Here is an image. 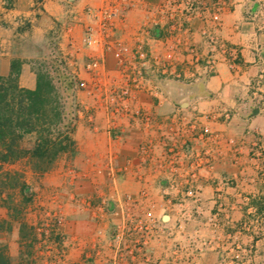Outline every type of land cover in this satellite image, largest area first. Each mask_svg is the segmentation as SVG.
<instances>
[{
	"label": "crops",
	"instance_id": "1",
	"mask_svg": "<svg viewBox=\"0 0 264 264\" xmlns=\"http://www.w3.org/2000/svg\"><path fill=\"white\" fill-rule=\"evenodd\" d=\"M166 1L0 0V76L20 61L21 86L35 90L36 62H43L59 33L60 55L76 75L109 85L94 91V99L84 97L98 127L82 120L75 133L80 178L69 186L79 199L67 194L65 232L77 244L62 264H88L92 254L95 260L103 255V264H245L247 250L252 264L264 257V230L242 228L251 218L264 222L255 206L264 197L259 164L248 157L264 140V103L256 101L264 91L255 88L264 78V12L252 0H235L223 9H200L189 35L169 34L173 9H161ZM100 9L115 12L113 39L129 47L126 67L107 48L102 20L94 16ZM89 27L94 46L87 45ZM93 59L102 62L99 74L87 68ZM212 59L218 64L208 76ZM126 83L131 95L121 102L116 91ZM127 196L140 202L124 204L128 212L115 217L113 207ZM87 201L107 207V214L90 212ZM139 221L159 224L145 251L133 246L135 227L124 226L134 263L126 246L122 262L115 247L88 245L112 234V223Z\"/></svg>",
	"mask_w": 264,
	"mask_h": 264
},
{
	"label": "rangeland",
	"instance_id": "2",
	"mask_svg": "<svg viewBox=\"0 0 264 264\" xmlns=\"http://www.w3.org/2000/svg\"><path fill=\"white\" fill-rule=\"evenodd\" d=\"M235 0H222L223 5L216 6L217 0H203L204 7L212 9H223L230 3H234ZM261 11L264 12V0H252ZM211 3V4H210ZM221 3V4H222ZM211 5V6H210ZM255 7V6H254ZM250 7V11L254 9ZM59 33L53 36V42L50 49L47 51L44 59L42 60L46 65V70L53 77L57 88L62 97V103L64 107L65 117L71 120H75V131L72 133V137L75 140V133L80 121H86L91 128H97L96 115L93 106L85 108L83 101L84 97L93 98L99 88L109 86L103 79H95L94 82H88L82 80L74 72V66L68 63V61L60 55L59 50ZM218 64L217 59H212L208 66L213 67L214 73ZM264 69V67H263ZM85 83V86L81 84ZM108 83V82H107ZM255 88L264 91V78L256 82ZM259 91V90H258ZM104 98V97H103ZM260 103H264V96L257 94V100ZM93 105V104H92ZM91 119V120H90ZM34 137H28L25 141V145L30 147L33 144ZM76 142V140H75ZM253 146V150L250 152L251 159H254L259 164V179L260 183L264 186V140H257ZM78 153V145L76 142V153L62 156L54 167L45 174H38L32 170L30 164L27 161H22L13 165H7L4 167L5 173H18L20 179L25 181L30 189V201L26 202L24 196L21 195L18 189H13L10 186L4 189L2 196H0V247L4 249V252L10 257L12 264H62L65 261L67 250L70 245L77 244V240H72L66 234V220H67V207L65 199L67 194H74L73 185L77 183L80 178V170L76 162V156ZM254 157H253V156ZM257 164V166H258ZM58 172V174H57ZM61 178L63 179L61 181ZM53 179V180H52ZM55 184H50L52 182ZM68 184V185H67ZM71 187H70V186ZM68 186V189H66ZM65 188V192L63 190ZM264 198V197H263ZM76 194H74L73 200H78ZM138 199V197H134ZM140 201V199H138ZM126 198L121 202V205L115 206L112 209V213L115 217H121V213H127ZM139 203V202H137ZM133 203V204H137ZM86 209L90 212L100 208V212L103 215L107 214L105 206H96V208L89 202H86ZM129 208V206H127ZM95 208V209H94ZM110 208V207H109ZM11 209V210H10ZM97 214L99 212H96ZM102 215V214H101ZM98 214L97 218H104ZM100 220V222H102ZM151 224V230L153 225L159 224L157 221L149 222ZM133 225L137 226L136 222L124 223H112L110 228L112 234L108 236L98 235L93 242H88L90 247L95 251H100L104 246L115 247L119 251V261H127V254L125 252V246H129L126 243L127 228ZM164 226L162 219H160V230ZM154 227V226H153ZM243 229H255L264 230V222L254 223L253 219L247 221L242 226ZM123 234L121 242H117L116 235L118 232ZM136 233L141 236V230L136 228ZM138 238V240H139ZM135 244H133L134 246ZM130 247H127V249ZM91 250V251H92ZM128 251V250H127ZM95 255H90L88 264H103V255H98L97 260L94 259ZM93 257V258H92ZM252 258V252L248 250L244 254L245 264L250 263ZM94 259V260H91ZM242 259V257H241ZM255 264H264V257L256 260ZM108 263V262H107Z\"/></svg>",
	"mask_w": 264,
	"mask_h": 264
},
{
	"label": "trees",
	"instance_id": "3",
	"mask_svg": "<svg viewBox=\"0 0 264 264\" xmlns=\"http://www.w3.org/2000/svg\"><path fill=\"white\" fill-rule=\"evenodd\" d=\"M22 64L13 61L11 74L0 76V196L10 186L29 202L27 183L18 173L3 175L4 167L27 161L34 172L47 173L62 156L76 153L75 120L65 117L61 94L46 65L36 62L37 87L30 90L20 84ZM28 137H34L30 147L25 145ZM255 206L264 212V198ZM0 264H12L1 247Z\"/></svg>",
	"mask_w": 264,
	"mask_h": 264
},
{
	"label": "built area",
	"instance_id": "4",
	"mask_svg": "<svg viewBox=\"0 0 264 264\" xmlns=\"http://www.w3.org/2000/svg\"><path fill=\"white\" fill-rule=\"evenodd\" d=\"M202 1L203 0H167L165 5H163L161 9H173V11L171 12V21L173 22V28L168 33L173 34L176 31L182 30L184 33L189 35L190 33L189 24L191 20L200 12V9H206ZM221 3H222V0H217L216 6L218 7L222 6L223 3L222 4ZM94 16L96 18H101L102 20L101 32L104 34V37L106 38L107 48L113 52L115 59L120 63V65L122 67H126L129 47L123 41L113 39L114 37L113 33L115 30L113 18L115 17V12L112 9H100L99 11H97V13H95ZM213 20L216 23L215 27L218 28L220 26V17H219L218 11L213 16ZM86 40H87L88 46H94L98 42L95 36V30L91 27L87 29ZM210 40L213 44H215L217 41V39L215 38V35H212ZM186 41H188L187 38H186ZM231 52H234V49H231ZM140 54L142 56L146 55L144 51H142ZM101 65H102L101 61L97 59H93L87 64V68L90 72L94 74H99ZM213 70H214L213 67L209 65L208 74L212 73ZM140 78H143L142 74H140ZM135 84L138 88H141L140 87L141 84L139 83V81H135ZM81 85L85 86L86 84L82 83ZM116 94L121 102H124L125 100H127L131 95L130 83H126L125 85L119 87L118 90L116 91ZM136 115H141L140 111H137ZM112 129H115V126H112ZM190 193L193 195L194 191H190ZM143 196H146V193H144ZM126 202L127 203H137L140 201H138V199H134V197L132 196H127ZM136 223L138 225L135 226V229L139 227V229L141 230V236L138 242H136L135 246L137 250L145 251L149 247V244H150L149 238L151 237V234H150L151 224L145 221H139ZM122 239H123V234L119 231L116 235V240L117 242H121ZM127 250H128L127 252L129 256L134 258V259H131V262L133 263L136 262L135 250L133 248H128Z\"/></svg>",
	"mask_w": 264,
	"mask_h": 264
}]
</instances>
